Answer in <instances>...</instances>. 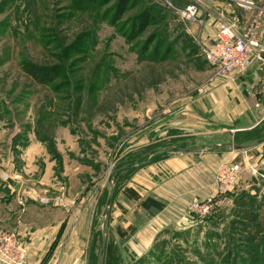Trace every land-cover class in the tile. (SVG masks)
<instances>
[{
  "label": "rangeland",
  "instance_id": "obj_1",
  "mask_svg": "<svg viewBox=\"0 0 264 264\" xmlns=\"http://www.w3.org/2000/svg\"><path fill=\"white\" fill-rule=\"evenodd\" d=\"M213 1L222 0H0V190L12 181L2 179L3 172L35 185L34 177L49 169V201L63 210L46 216L70 217L57 230L84 236L83 264H98L113 169L105 220L110 251L104 248L101 264H264V145L255 177L239 174L229 191L219 192L222 161L212 195L190 201L181 221L121 241L133 225L116 198L134 167L157 147L204 143L165 123L215 71L189 28L204 17L182 18L175 6L192 3L206 14ZM238 8L230 14L238 17ZM25 63L52 69L54 79L40 82ZM10 231L18 238L17 230L0 228ZM56 245L57 239L51 250Z\"/></svg>",
  "mask_w": 264,
  "mask_h": 264
},
{
  "label": "crops",
  "instance_id": "obj_2",
  "mask_svg": "<svg viewBox=\"0 0 264 264\" xmlns=\"http://www.w3.org/2000/svg\"><path fill=\"white\" fill-rule=\"evenodd\" d=\"M254 2L261 3L250 7ZM237 7L238 17L230 14ZM205 10L206 14L199 11L205 20L201 24L189 26L193 36L198 37L203 44H209L215 38L221 19L236 20L233 22L239 29L258 21L259 42L264 50V0L213 1ZM214 73L205 86L191 92L175 105L165 127L175 130L180 136L204 142L198 145L234 143H216L221 141L210 139L211 136L220 138L224 134L230 137L244 136L243 141L237 144L262 138L264 51L261 58L255 59L242 73H233L230 78ZM175 136L178 135L172 137ZM263 145L264 141L239 150L202 148L190 152L157 151L151 157L158 155V158L150 160L151 157H148V160L140 162L120 186L119 198H116L119 213L128 214L127 223L136 227V235L141 233L143 237L178 223L190 201L204 200L212 195L215 190L214 170L220 162H238L242 178L245 179V173L254 176L263 161L260 152ZM49 171L34 177L35 185H29L28 179L24 177L13 181L14 177L19 176L17 172V175H7V179L9 177L12 181H6V188L0 190V228L17 230L18 238L26 248L28 264H83L84 236L67 229L57 230L59 224L63 226L64 222L68 223L70 217L66 215L67 220L64 216L54 220L53 215L46 216L55 207L63 210V205L49 201V191L54 190L53 187L49 188L52 185L48 183L51 179ZM254 177L251 176V179ZM131 192L136 196L130 197ZM146 198L163 203V208L149 215L143 205ZM56 239L57 245L51 250ZM71 239L74 240L73 244Z\"/></svg>",
  "mask_w": 264,
  "mask_h": 264
},
{
  "label": "built area",
  "instance_id": "obj_3",
  "mask_svg": "<svg viewBox=\"0 0 264 264\" xmlns=\"http://www.w3.org/2000/svg\"><path fill=\"white\" fill-rule=\"evenodd\" d=\"M175 10L182 18L191 20L198 18V7L192 3L182 7L175 6ZM233 21L221 19L215 38L209 44H201L204 61L221 77L230 78L233 73L244 72L255 59L261 58L264 51L259 42L258 21L242 29ZM240 170L241 165L238 162L221 163L216 174L217 191L222 193L229 191L238 180ZM1 178L6 179L7 174L1 173ZM207 208L208 206L202 207L203 210ZM25 253L26 248L19 242L15 232H0L2 264H28Z\"/></svg>",
  "mask_w": 264,
  "mask_h": 264
},
{
  "label": "water",
  "instance_id": "obj_4",
  "mask_svg": "<svg viewBox=\"0 0 264 264\" xmlns=\"http://www.w3.org/2000/svg\"><path fill=\"white\" fill-rule=\"evenodd\" d=\"M264 141V137L257 139L255 141L246 143V144H237V143H230V144H214V145H196L194 147L188 148V147H179V146H175V145H165V146H160L157 147L156 149H153L151 151H149L147 153V155H152L157 151H163V150H173V151H184V152H190L193 150H197V149H202V148H219V149H223V148H233V149H245L247 147H250L254 144L260 143ZM115 171V169L111 170L109 176H108V182H109V195L108 198L105 202V206H104V210L102 212V218H103V222L101 225V231H102V236H103V241H102V247L100 249L99 252V257H98V264H101V258H102V254L105 248V244H106V236H105V220H106V216L108 213V209L110 207V203H111V196H112V189H113V181L111 178V174Z\"/></svg>",
  "mask_w": 264,
  "mask_h": 264
},
{
  "label": "trees",
  "instance_id": "obj_5",
  "mask_svg": "<svg viewBox=\"0 0 264 264\" xmlns=\"http://www.w3.org/2000/svg\"><path fill=\"white\" fill-rule=\"evenodd\" d=\"M24 69L25 71H27V73H29L31 76H33L34 78L38 79L40 82L42 83H48L51 80L54 79V73L53 71H51L52 69L47 68V67H40V66H33L29 63H25L24 65ZM42 75V78L40 77ZM145 160V159H144ZM130 197H134L136 196V194H134L133 192H131L129 194ZM143 205L145 208H147L149 215H154L157 211L161 210L164 206L163 203L158 202L157 200H153V199H149L146 198L143 202ZM140 219V218H139ZM140 221V220H139ZM142 221V220H141ZM251 225H256L255 221H252L251 219ZM136 227L135 226H130L129 228L126 229L125 232H127L126 234H123L124 236L121 237V241L125 242L129 239V237L135 232ZM124 232V233H125ZM108 246H106L105 250L108 254Z\"/></svg>",
  "mask_w": 264,
  "mask_h": 264
}]
</instances>
